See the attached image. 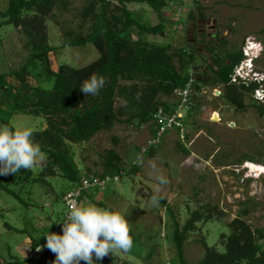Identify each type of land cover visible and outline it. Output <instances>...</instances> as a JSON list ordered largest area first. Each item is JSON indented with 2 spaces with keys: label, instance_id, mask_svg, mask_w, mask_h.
I'll use <instances>...</instances> for the list:
<instances>
[{
  "label": "trees",
  "instance_id": "trees-1",
  "mask_svg": "<svg viewBox=\"0 0 264 264\" xmlns=\"http://www.w3.org/2000/svg\"><path fill=\"white\" fill-rule=\"evenodd\" d=\"M173 2L87 0L70 20L66 15L71 12L72 0H8L7 7L0 10V31L14 26L24 38L23 47L27 52L23 61L12 62L9 70L0 72V124L14 127L12 119L17 115L43 120L40 128L33 130L34 140L47 153V162L40 167L36 179L47 183L48 178L61 176L73 183V189H81L83 178L93 185L95 181L106 184L107 181L118 182L122 177L136 176L141 171V159L145 155L154 158L169 131L158 144L153 143L160 126L158 116L174 113L180 105V92L189 85L192 107L184 123L186 141L190 139L189 125H192L191 130L196 129L192 117L200 113L207 101L206 90L222 89L213 98L226 100L237 114H244L253 107L260 117H264V102L255 99L256 91L264 86V82L246 84L241 79L233 81L237 68L246 59L245 43L238 45L224 39L221 32L211 38L199 33L200 23L205 22L208 15L207 8L195 0L187 16L180 18V24L185 27L192 25V42L187 40L184 45L177 46L174 36L167 37V24H170L167 12L178 11ZM134 6L146 9L138 11L133 9ZM177 8L181 11L180 3ZM49 22L60 30L58 46L50 42ZM257 41L264 49V39L258 38ZM3 42L0 33V47ZM88 44H93L100 55L91 65L84 68L68 64L58 65L57 69L53 67L51 54H58L67 47ZM197 58L202 60L201 64L196 62ZM260 62L264 64V59L255 61ZM258 72L264 73V70ZM92 74L104 76L107 82L98 95L86 97L80 86ZM119 99L123 104L117 108ZM122 124L136 130L147 126L152 134L150 146L140 148L139 159L130 166H126L115 149L107 150L100 157L102 173L88 169L85 174L76 161L74 146L89 143L98 134L112 131ZM119 142L118 138L114 139L115 146ZM178 148L186 156L192 154L181 139ZM243 163H254V160L250 155H244L238 161L240 165ZM14 175L0 176V191L17 197L18 194L10 188ZM29 175H32L31 171ZM104 186L82 188V201L91 189ZM160 202L165 206L163 199ZM97 206L103 205L99 203ZM167 212V216L174 219L171 235L179 264H190L184 253L185 242L190 234L200 231L198 225L221 222L226 216L219 207L206 205L191 212L189 220L181 227L174 212L171 209ZM247 215L245 210L242 216L226 223L230 233L220 236L221 249L219 245L210 246L204 238L203 258L195 264H264V232L254 230L244 219ZM5 227L18 231L8 223ZM56 230V227L50 229L39 240L32 239V257L0 261V264H53L55 255L44 245L45 236L56 233Z\"/></svg>",
  "mask_w": 264,
  "mask_h": 264
},
{
  "label": "rangeland",
  "instance_id": "rangeland-1",
  "mask_svg": "<svg viewBox=\"0 0 264 264\" xmlns=\"http://www.w3.org/2000/svg\"><path fill=\"white\" fill-rule=\"evenodd\" d=\"M72 1L71 12L66 15L69 20L75 17L87 0ZM194 1L174 0L173 5L178 11L167 12L170 20L167 37L174 36L179 47L187 40L192 42V25L185 27L180 24V18L187 16ZM198 1L207 8L208 15V19L200 23L199 33L211 38L221 32L222 38L238 45L253 39L263 49L257 39H264V0ZM179 3L181 11L177 8ZM7 5L8 0H0V10ZM133 9L141 11L146 8L134 6ZM49 29L51 44L58 46L60 30L52 22H49ZM0 33L4 40L0 47V72H3L9 70L12 62L18 64L23 61L27 52L23 47L25 40L14 26L5 27ZM99 57L96 47L88 44L67 47L58 54H51V61L55 69L61 64L84 68ZM258 59L263 60L264 54ZM196 62L201 64L202 60L197 58ZM255 69L263 71L264 64L255 63ZM221 91L206 90L205 105L200 113L192 117L196 129L191 130L192 125H189L190 139L184 142L192 153L190 156L178 148L180 137L177 131L169 130L154 158L145 155L141 159V171L136 176L122 177L118 182L107 181L104 187L91 189L84 197V201L96 205L102 203L103 206L99 207L122 210L134 236L130 251L109 254L96 264H179L171 235L174 219L167 216L169 209L174 212L181 227L189 220L191 212L206 205L219 207L226 213L223 221L200 223V231L188 236L184 253L190 264L202 260L204 238L210 246L219 245L221 249L220 236L230 233L226 223L242 216L245 210L248 215L244 219L254 230L264 232V117H260L253 107L244 114H237L226 100L213 98ZM122 104L119 99L116 107ZM42 121L41 118L17 115L12 124L20 129H38ZM151 136L147 126L136 130L125 124L118 125L112 131L98 134L89 143L75 145L76 161L85 174L88 169L93 173H102L101 155L115 149L126 166H130L139 159L140 148L150 146ZM115 138L120 141L117 146L114 145ZM244 155L253 158V168L246 163L238 164ZM40 167L22 170L13 176L10 188L18 194L17 197L0 191L2 263L31 256L32 239L39 240L52 228H57V234H63L61 223L68 211L64 197L74 185L61 176L48 178L47 183H43L36 179ZM161 175L167 178V185L159 184L157 177ZM153 194L162 197L165 206L160 201L159 206H151L150 197ZM6 223L18 231H10L5 227ZM44 248L47 249L45 245Z\"/></svg>",
  "mask_w": 264,
  "mask_h": 264
},
{
  "label": "clouds",
  "instance_id": "clouds-1",
  "mask_svg": "<svg viewBox=\"0 0 264 264\" xmlns=\"http://www.w3.org/2000/svg\"><path fill=\"white\" fill-rule=\"evenodd\" d=\"M262 53L263 50L256 60ZM106 82L104 76L92 74L81 83L80 91L86 97L98 95ZM46 162L47 153L34 140L32 128L0 124V176L17 174L21 169L31 170ZM157 179L160 185L168 184L163 175ZM161 198L153 194L150 205L159 206ZM61 224L62 235L50 232L45 236V247L55 255L53 264H96L109 254L128 252L133 247L129 221L120 209L111 210L87 200L80 201L69 206ZM36 250L41 251V248Z\"/></svg>",
  "mask_w": 264,
  "mask_h": 264
},
{
  "label": "built area",
  "instance_id": "built-area-1",
  "mask_svg": "<svg viewBox=\"0 0 264 264\" xmlns=\"http://www.w3.org/2000/svg\"><path fill=\"white\" fill-rule=\"evenodd\" d=\"M262 50H263L262 47H260V45L255 40L248 39L244 47V54L246 59L243 61L241 66L237 68L235 75L233 76L234 82L238 81V79L243 80V82L246 84H250L254 82H264V73H259L255 69L256 58L258 57L260 51ZM190 96H191V90L189 85L186 89L180 92V97H181L180 105L174 111V113H172L171 115L160 114L158 116L160 126L157 133V139L153 143L158 144L167 130L177 131V129L180 130V133L178 132L180 139L184 142L186 141L187 130L184 127V123L186 121L188 112L192 107ZM255 99L264 102V86H261V88L256 91ZM117 179L118 177H116V180ZM93 185L103 186L104 182L99 183L95 181ZM93 185L90 183L88 179L83 178V182H82L83 189H89ZM82 188L72 189L69 193L66 194V196L64 197V201L66 203L67 209H69V206L72 205L73 203L82 201L81 199Z\"/></svg>",
  "mask_w": 264,
  "mask_h": 264
},
{
  "label": "water",
  "instance_id": "water-1",
  "mask_svg": "<svg viewBox=\"0 0 264 264\" xmlns=\"http://www.w3.org/2000/svg\"><path fill=\"white\" fill-rule=\"evenodd\" d=\"M199 75H203V72H198Z\"/></svg>",
  "mask_w": 264,
  "mask_h": 264
},
{
  "label": "bare ground",
  "instance_id": "bare-ground-1",
  "mask_svg": "<svg viewBox=\"0 0 264 264\" xmlns=\"http://www.w3.org/2000/svg\"><path fill=\"white\" fill-rule=\"evenodd\" d=\"M251 168H253V166H251Z\"/></svg>",
  "mask_w": 264,
  "mask_h": 264
}]
</instances>
